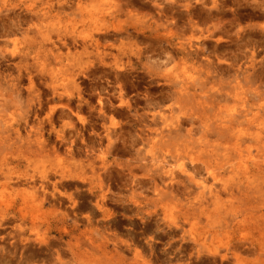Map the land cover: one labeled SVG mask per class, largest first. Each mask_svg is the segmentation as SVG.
Wrapping results in <instances>:
<instances>
[{"label": "rangeland", "instance_id": "1", "mask_svg": "<svg viewBox=\"0 0 264 264\" xmlns=\"http://www.w3.org/2000/svg\"><path fill=\"white\" fill-rule=\"evenodd\" d=\"M152 1L0 0V127L28 115L58 145L0 172L14 200V214L0 220V258L9 255L0 264H213L241 231L264 239V0ZM15 5L19 27L7 10ZM52 127L68 140L58 142ZM22 132L1 135L9 167ZM43 170L56 202L34 201L17 184L41 182ZM98 198L106 212L94 216ZM256 247L242 252L244 264H264Z\"/></svg>", "mask_w": 264, "mask_h": 264}, {"label": "bare ground", "instance_id": "2", "mask_svg": "<svg viewBox=\"0 0 264 264\" xmlns=\"http://www.w3.org/2000/svg\"><path fill=\"white\" fill-rule=\"evenodd\" d=\"M155 1H157V0H155ZM155 1H152V4H156V2ZM160 1V0H159ZM215 1V0H214ZM154 2V3H153ZM47 4H48V2H47ZM161 5L162 6H164L163 4H160V5H157V6H159L160 7V9H161ZM185 5V4H184ZM183 5V6H184ZM48 6H50L49 4H48ZM157 6H155L156 8H157ZM51 8H52V6H50ZM58 7H60V6H58ZM61 7H63V6H61ZM169 7V6H168ZM171 7V6H170ZM185 7L187 8V10L189 9V6L188 5H185ZM184 7V8H185ZM261 7H262V5H261ZM16 8H18L16 5L15 6H13V7H11V8H8L7 10H9V11H11L14 15L13 16H15V17H13V18H15V20H14V22H13V26H20V25H22V24H20V22H21V20H22V18H17L16 19V16H18V17H20L21 16V13H19L18 11H17V9ZM51 8L49 9L50 11H51ZM155 8V9H156ZM164 9L165 8H163V11H164ZM173 10H174V8H172ZM263 9V8H262ZM262 9H260V10H262ZM49 10H46L44 7H43V9L42 10H38V11H36L35 9H33V8H31V7H29V8H26V11L29 13V14H31V15H39V16H47L48 15V13H50V11ZM57 10H59V11H62V8H58ZM162 10V9H161ZM169 10L171 11V9L169 8ZM162 11V12H163ZM166 11V10H165ZM169 11V12H170ZM175 11H180V10H175ZM189 11V10H188ZM263 11V10H262ZM261 11V12H262ZM172 12H174V11H172ZM172 12H171V14H172ZM183 12H185V11H183ZM209 12V11H208ZM27 13V14H28ZM61 13V12H60ZM160 13V12H159ZM166 13V12H165ZM181 13H182V11H181ZM197 13V12H196ZM262 13H264V12H262ZM261 13V14H262ZM26 14V13H25ZM27 14H26V16H27ZM163 14V13H162ZM161 13L159 14V15H162ZM174 14V13H173ZM183 14V13H182ZM185 14V13H184ZM183 14V15H184ZM188 14H189V12H188ZM24 14H22V16H23ZM186 15V14H185ZM6 16H9V15H6ZM182 16V15H181ZM188 16V15H187ZM191 16V15H190ZM207 16H208V14H207ZM263 16H264V14H263ZM211 17V19H208V20H212L213 19V17L212 16H210ZM209 18V17H208ZM4 18L2 19V18H0V29H2V30H4V26H6V22H4ZM24 20V19H23ZM12 21V20H11ZM12 23V22H11ZM100 32V31H99ZM119 32V31H118ZM101 33H102V31H101ZM103 33H105V32H103ZM124 35V34H123ZM130 35V34H129ZM113 36H115V35H113ZM83 40V39H82ZM87 40V39H86ZM62 41V40H61ZM66 41V40H65ZM65 41H63V44L64 45H67V42H65ZM68 41V40H67ZM74 41V40H73ZM77 41V40H76ZM69 42V41H68ZM71 42V41H70ZM69 42V43H70ZM81 42V41H80ZM71 43H73V42H71ZM78 43H79V41H78ZM84 43H85V41H84ZM87 43V42H86ZM192 43V42H191ZM95 44V43H94ZM99 44V43H98ZM203 44H205V42L203 43ZM81 45V44H80ZM88 45V44H87ZM161 45V44H160ZM192 45V44H191ZM202 45V44H201ZM72 48H73V45H70ZM85 46V49H86V45H84ZM193 46H195V45H193ZM98 47V46H97ZM88 48H89V46H88ZM87 48V49H88ZM96 48V47H95ZM162 48V47H161ZM196 48V47H195ZM194 48V50H197V49H195ZM199 48V47H198ZM217 48V47H216ZM86 49V50H87ZM189 49V48H188ZM98 51H97V54L98 53H100V54H98V55H101L102 53H104L103 51H101L100 52V50L99 49H97ZM198 50H200V49H198ZM88 51V50H87ZM165 51V50H164ZM163 51V52H164ZM167 51V50H166ZM165 51V52H166ZM191 51H192V49H191ZM68 52V51H67ZM162 52V53H163ZM169 52V51H168ZM184 52V51H183ZM195 52V51H194ZM215 52V51H214ZM167 53V52H166ZM108 54V53H107ZM165 54V53H164ZM221 54V53H220ZM170 55V54H169ZM171 57V56H170ZM165 58H167V56L165 57ZM168 59V58H167ZM8 68V67H7ZM1 72V71H0ZM117 73V72H116ZM0 76H2V72L0 73ZM4 76V75H3ZM2 76V77H3ZM1 77V78H2ZM4 79V78H3ZM8 82V81H7ZM77 84V83H76ZM76 87H77V85H76ZM71 96H72V93H71ZM73 98V97H72ZM32 100V99H31ZM102 100V99H101ZM101 100H98V101H101ZM68 102H71V101H68ZM102 104L104 103V102H101ZM67 107H68V109H70V107L68 106V105H66ZM228 109H230V108H228ZM100 110V109H99ZM231 110H233V108L231 109ZM73 111H74V109H73ZM235 111V110H234ZM63 112V111H62ZM72 111L70 110V113H71ZM34 114H35V116H36V118H37V111H34ZM68 114V113H67ZM233 113H232V111H231V115H232ZM241 114V113H240ZM243 114V113H242ZM241 114V115H242ZM76 115H78V114H76ZM227 115H229V114H227ZM234 115V114H233ZM21 116V117H20ZM230 116V115H229ZM235 116V115H234ZM238 116V115H237ZM28 115H19V117L16 119V118H14V123H10L11 121V118L9 119V121H8V123H10V124H5L3 127H0V144L2 143V137H1V135L2 134H4V133H9V131H12V132H15L16 133V137H18V138H20L21 137V133H23L22 131L24 130L25 132V138L26 139H20V141L19 142H21V141H23V140H26L25 141V143H22V144H20V145H18L17 146V151H18V155H17V157H15V160H17V162H16V164L14 165V166H12V167H9V166H11L10 164L11 163H13L12 162V160L10 161V162H8V160H6L5 158H0V172H5L4 171V169L5 168H7V170H8V172H17L18 170H17V168L20 166V159H21V157L23 158V156H25V162H26V165L27 166H30L32 163H35V161H36V158L37 157H45V155L46 154H50L51 152H55V151H57V148H58V145H57V148L55 149V146L54 145H51L50 144V142H48V141H46V139H44L43 137H44V127L43 126H38V125H34V124H28ZM79 117V116H78ZM238 117H240V115L238 116ZM225 118H227V117H225ZM243 119V118H242ZM82 120V119H81ZM241 120V119H240ZM245 120V119H244ZM244 120H243V122H244ZM227 121H228V119H227ZM246 121V120H245ZM7 122V121H6ZM237 122V121H236ZM237 124H239V123H237ZM241 125V124H240ZM76 126V125H75ZM73 127V126H72ZM224 127V126H223ZM226 127V126H225ZM230 127H233V125H232V123H231V125H229V127H227V128H230ZM53 129V131L55 132V134H56V137H57V141H58V139L59 140H61V141H63V140H65V141H67L68 139H66V133H62V132H60L59 130H56L55 129V127H52ZM75 128V127H74ZM78 128V127H77ZM79 129V128H78ZM84 129V128H83ZM225 129V128H224ZM20 130H21V132H20ZM79 130H81V128L79 129ZM49 131V130H48ZM52 131V133L54 134V132ZM64 131V130H63ZM68 131V130H67ZM74 131V130H73ZM77 132V134H78V131H76ZM83 132V131H82ZM232 132V131H231ZM68 133V135H69V140H70V143H72V144H74V143H76V142H74L73 143V139L70 137V135L72 134V129L70 130L69 129V131L67 132ZM80 133V132H79ZM93 133H96V132H94V130H93ZM96 136H97V134H95ZM34 136V138H31V137H33ZM72 136V135H71ZM79 136H81V135H78L77 137H79ZM84 136V135H83ZM8 139H13V137H11V135H10V133H9V135H8V137H7ZM67 138H68V136H67ZM80 138V137H79ZM95 138H97V137H95ZM99 138V137H98ZM56 139V138H55ZM83 139V138H82ZM92 139H94V137L92 138ZM85 140V139H84ZM89 140V139H88ZM90 140H91V138H90ZM89 140V141H90ZM59 142V141H58ZM81 142L82 143H84L82 140H81ZM87 142V141H86ZM96 142V141H95ZM111 142V141H110ZM69 143V144H70ZM66 144H67V142H66ZM68 144V145H69ZM88 144H90L89 142H88ZM87 144V145H88ZM61 145L63 146V145H65V144H62L61 143ZM96 145V144H95ZM61 146V147H62ZM70 146V145H69ZM78 145H76V148H81V147H77ZM85 147H87L86 146V144L84 145ZM93 146V145H89V149L91 148V147ZM25 147V149H26V151L25 152H23L21 149L22 148H24ZM60 147V146H59ZM70 148V147H69ZM84 148V147H83ZM82 148V149H83ZM72 149H75V147H72ZM87 149V148H86ZM92 149H93V147H92ZM59 150V149H58ZM75 150H77V149H75ZM70 151V150H69ZM72 151V150H71ZM71 151H70V153H71ZM74 151V150H73ZM81 151V150H80ZM84 151H85V149H84ZM83 151V152H84ZM89 151H91V149L89 150ZM88 151V152H89ZM74 153V152H73ZM86 154H87V151L85 152ZM50 155H52V154H50ZM243 158V157H242ZM244 160V159H243ZM24 161V160H23ZM245 161V160H244ZM245 163V162H244ZM6 166V167H5ZM16 169V170H15ZM47 172H49V171H47ZM45 170H43L42 171V174H41V182L39 181V182H36L37 180H36V178L34 179V177H35V175H33V176H31L30 178L28 177H26L27 179H25V180H17V184L18 185H20V184H23V185H26V186H28L29 188H31L32 189V191H31V196H32V198H33V200L34 201H38L39 203H42L43 201H47V202H49L50 201V203L53 201V200H55V202H56V198H55V194H57V193H53L52 191L50 192V191H48V187H50V185H47V184H49V182H50V177L52 176V175H50V174H48ZM12 176V175H11ZM64 176H62V178H63ZM79 177V176H78ZM39 178V177H38ZM53 178V177H52ZM61 178V177H60ZM5 179V178H4ZM14 179V178H13ZM16 179V178H15ZM20 179H23V178H21L20 177ZM64 179H66V178H64ZM68 179H70V178H68ZM40 180V179H39ZM61 180H63V179H61ZM70 180H74V179H70ZM173 180V179H172ZM16 181V180H15ZM15 181H13V183H15ZM52 181H53V179H52ZM81 180L79 179V182H80ZM63 182V181H62ZM71 182V181H70ZM76 182V181H75ZM78 182V183H79ZM52 183V182H51ZM57 183H58V181H57ZM69 183V182H68ZM16 184V185H17ZM36 184H38V186L36 185ZM60 184H61V182H60ZM62 184H65V183H62ZM33 185V187H31V186ZM77 185V184H76ZM80 185V184H79ZM78 185V186H79ZM8 186H11V184H10V181L8 180V181H3V182H0V203H2L1 205H5V209L4 210H0V220L2 221V220H5L6 218H9L8 217V214L9 213H11L10 212V210H9V205L10 206H12L13 205V202H14V200H9V198H7L6 199V187H8ZM58 186V185H57ZM68 186V185H67ZM81 186V185H80ZM12 187V186H11ZM23 187V186H22ZM52 187V186H51ZM54 187H56V183H54ZM156 187V186H155ZM63 188V187H62ZM70 188V187H69ZM78 188V187H77ZM76 188V189H77ZM83 188V187H82ZM50 189V188H49ZM57 189H58V187H57ZM210 190V192H211V188H209ZM52 190V189H51ZM159 190V189H158ZM57 191V190H56ZM81 191V190H80ZM55 192V191H54ZM76 192V191H75ZM82 192V191H81ZM167 192V191H166ZM83 193V192H82ZM85 193V192H84ZM159 193V192H158ZM161 193V192H160ZM164 194H166L165 192H163ZM19 194H22L21 196V198H22V202L20 203V207H18V209H19V213L20 212H22V214L24 215V209H25V203H27L28 202V198H27V196H26V194H29V192L26 190V189H24L22 192H19ZM81 194V193H80ZM79 194V195H80ZM71 195V194H70ZM81 195H84V194H81ZM104 195V194H103ZM105 196V195H104ZM10 197V196H9ZM13 197V196H12ZM101 197H103L102 195H101ZM61 198H63V197H61ZM96 198V197H95ZM103 198H106V197H103ZM13 199V198H12ZM67 199V198H66ZM52 200V201H51ZM61 200V199H60ZM98 200L99 201H102V199L100 200L99 198L97 199V202L96 203H94L96 206H97V210H92L91 211V213H93V215L94 216H96V212L97 211H103V207L104 206H102L99 202H98ZM8 201H10V203H8ZM55 202H54V204H55ZM61 203V202H60ZM62 203H64V202H62ZM49 204V203H48ZM53 204V205H54ZM58 205V204H57ZM71 205V204H70ZM16 206V205H15ZM42 206H43V204H42ZM16 209V208H15ZM54 209V208H53ZM13 211V210H12ZM103 212H106V211H103ZM13 213V212H12ZM11 213V214H12ZM16 213H17V210H16ZM14 214V213H13ZM111 215V214H110ZM21 216V215H20ZM13 217H15V216H13ZM12 217V218H13ZM17 217V216H16ZM15 217V218H16ZM104 217H106V219H107V217H109V214H105L104 215ZM11 218V217H10ZM103 218V217H102ZM217 218H220V217H217ZM216 218V219H217ZM88 219H89V217H88ZM215 219V220H216ZM90 220V219H89ZM115 220V219H114ZM210 220H211V218H210ZM209 220V221H210ZM217 221V220H216ZM108 222V221H107ZM211 222H212V220H211ZM4 223V222H3ZM2 223V224H3ZM131 223V222H130ZM50 224V223H49ZM155 224V223H154ZM153 224V225H154ZM224 224V223H223ZM225 224H226V226L227 227H233L232 226V224H228L227 222H225ZM215 224H213V226H214ZM216 227V226H215ZM155 228H156V230H154V231H159L160 230V226L159 225H155ZM219 228H223V227H219ZM224 228H226V227H224ZM227 229V228H226ZM232 229V228H231ZM64 230H66V229H64ZM167 230V229H166ZM166 230L164 229V231H165V234H166ZM229 230V229H228ZM162 232H163V230H161ZM169 231V230H168ZM167 231V232H168ZM66 232V231H65ZM242 232V231H241ZM240 232V235L239 236H237L236 238H234L233 240L232 239H228V240H226V250H227V252H225V253H222L221 255H220V258H218L219 259V263L214 259V263L215 264H227V261H228V259H229V255H231V256H233L234 258H235V260H236V262H237V264H244V261H243V258H241V254H242V252H244V253H246V252H249V251H251V249L253 248V251H254V248L255 249H257V247H256V245L258 246V248L260 249V250H263L264 249V239L262 238V235H263V233H259L258 235L260 236L261 235V238L263 239V240H261V238H259V236L256 238V239H251V238H249L247 235H244L245 233H241ZM62 234V233H61ZM170 234V233H169ZM168 234V235H169ZM172 234H173V231H172ZM175 234V233H174ZM231 234V233H230ZM229 235V234H228ZM170 236H172L173 237V235H170ZM151 240V239H150ZM193 240V239H192ZM256 241H257V244H256ZM263 241V242H262ZM148 243V242H147ZM192 243V242H191ZM70 245L72 244V243H69ZM68 244V245H69ZM175 244V243H174ZM179 244V243H178ZM200 244V242H199V240L198 239H194V243H193V248L194 249H196L197 250V252H199L200 253V251L198 250L199 248H198V245ZM46 245H48V244H46ZM80 245V244H79ZM79 245H78V248H79ZM149 246H150V249H151V251H153V253H155V249H156V246L154 245V243H152V242H149ZM173 246V245H172ZM178 246V245H177ZM176 245H175V247H177ZM188 246V245H187ZM74 247V246H73ZM181 247V245L179 246V248ZM189 247H192L191 245L189 246ZM49 248V247H48ZM158 248V247H157ZM51 249H52V247H51ZM159 249V248H158ZM162 249V248H161ZM160 249V250H161ZM177 249V248H176ZM183 249V248H182ZM192 249V248H191ZM72 250V249H71ZM171 250H173V249H171ZM178 250V249H177ZM176 250V251H177ZM179 250H181V248L179 249ZM178 250V251H179ZM169 251V250H168ZM187 251V250H186ZM252 251V252H253ZM119 252H120V250H119ZM149 252H150V250H149ZM171 252H173V251H171ZM192 252V251H191ZM191 252H189V253H191ZM255 252V251H254ZM263 252V251H262ZM8 253V252H7ZM6 252H5V255L3 256V257H1L0 259H2V260H5L6 261V258L7 257H9V255L7 254ZM57 253H58V251H57ZM120 254V253H119ZM176 254H177V252H176ZM188 254V253H187ZM193 254H195L194 252H193ZM214 256H215V258H216V254L217 253H212ZM249 254H250V252H249ZM259 255V258L258 259H260V258H262L261 257V253H258ZM261 254V255H260ZM58 255V254H57ZM135 255H136V257H138V256H140V252L139 251H137L136 250V253H135ZM151 255V254H150ZM191 255H192V253H191ZM243 255V254H242ZM245 255V254H244ZM243 255V256H244ZM200 256H201V254H200ZM21 257V256H20ZM32 257V256H31ZM155 257V256H154ZM153 257V258H154ZM159 257V256H158ZM210 257H211V255H210ZM233 257H232V259H231V262H233L232 260H233ZM139 258V257H138ZM174 258V257H173ZM203 258H204V256H203ZM207 258V257H206ZM33 259V258H32ZM158 259V258H157ZM156 259V260H157ZM42 260V259H41ZM155 260V261H156ZM203 260V259H202ZM207 260H208V258H207ZM209 260H212V259H209ZM23 261H27V258H25V260L23 259ZM43 261V260H42ZM58 261V260H57ZM60 261V260H59ZM58 261V262H59ZM143 261H145V258H144V260ZM229 261H230V259H229ZM243 261V262H242ZM257 261V260H256ZM259 261V260H258ZM169 262V261H168ZM190 262V261H189ZM210 262V261H209ZM208 262V263H209ZM231 262H229V264L231 263ZM261 262V261H260ZM263 262V261H262ZM27 263V262H26ZM60 263V262H59ZM138 263V262H137ZM148 263H150L151 264V261L150 262H148ZM158 263H160V262H158ZM195 264H197V262H194ZM203 263V262H202ZM208 263H206V264H208ZM213 263V264H214ZM254 263V262H253ZM256 263V262H255ZM204 264H205V262H204ZM210 264H211V262H210ZM232 264V263H231ZM233 264H234V262H233ZM259 264V263H258Z\"/></svg>", "mask_w": 264, "mask_h": 264}]
</instances>
